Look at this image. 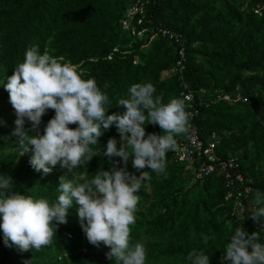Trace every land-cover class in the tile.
Here are the masks:
<instances>
[{
    "label": "trees",
    "instance_id": "1",
    "mask_svg": "<svg viewBox=\"0 0 264 264\" xmlns=\"http://www.w3.org/2000/svg\"><path fill=\"white\" fill-rule=\"evenodd\" d=\"M96 1L0 0V78L5 75L11 76L14 73V68L19 62H23L25 52L30 46H38L41 54L47 50L48 53L51 52L52 57H57L61 56L60 53H67L69 50H73L77 43L80 44L85 41L91 42L94 48L95 38H97L101 42V45L84 54L83 58L88 60L92 57H98L97 52L99 48L104 50V54H108L116 45L127 44L133 39L136 42L135 49L127 58L121 60L117 67L111 69L109 75L94 76L96 82H103L109 79L108 87L105 88L103 86L101 88L109 97L110 103L106 105L109 109L108 114L111 115L116 112L122 114L126 111V109L118 106V100L120 98H127L131 85L141 83L143 80L153 84L156 89L154 95H162L164 103H167L174 97L182 98L180 96L182 87L179 74L173 75L168 80H161L154 71H151L152 66L159 65V59L153 61L154 59L150 60L149 57L147 58V55L156 54L157 49L152 52L150 51L152 45L147 49L143 46L147 43L152 33L143 39H139L122 29L121 21L124 18L130 0L126 1L124 5L119 4V0H115V6L112 11L102 16L93 13ZM177 1L182 2V0ZM167 3L168 0H152V3L147 8L148 20L155 26L169 28L185 36L186 61L184 62V76L193 87H202L207 89L208 92L204 97V104L200 106V113L195 118V122L200 129L201 137L206 143L210 141L212 133L216 132L219 134L220 142L216 149L218 156L227 158L233 154L239 157L240 168L236 171L242 173L244 185H240L237 182L236 189L243 191L242 199L245 203V210L241 221L240 218L236 219L232 215L234 206L236 205V198L235 195L226 198L228 188L225 178L220 171L215 172L211 176L196 180L197 165L180 160L172 150L170 152L174 161L170 164V168H173L176 159L179 160L180 166L172 172V176L168 181L170 190L176 192L171 201L173 210L169 216L156 223L152 231V237L156 240H161L166 234H170L174 230V217H180L186 212L189 213L190 219L186 223L184 231L178 234V236H186V239H188L191 232H194L196 235L201 234V232L207 231L208 228V226L204 229L201 228L202 218L206 217L211 221L214 219L212 209L216 208L215 212H217L223 208L222 213L225 212L227 214L226 219L230 216L231 219L235 220V224L241 222V226H243L248 234L260 232L258 242L264 243V220L259 222L254 221L250 218L249 211L253 207L250 204L253 201L255 192L257 190L264 192V74L262 75L254 71H251L248 75L243 73L244 69L264 66V53L257 54V49H253L249 53L237 57L233 54L232 41H228L227 38L224 39L225 45L222 47L223 50H221V47L214 45V43L217 44V41H210V45L206 48L195 46L194 42L197 38L193 37L192 33L185 32L176 25L174 17L175 9L168 10ZM248 4L254 8L263 6L264 0H249ZM167 11H170L171 15L168 16ZM83 18L91 19L89 24L83 29V33L75 35H73V32L64 33L63 29H75L74 24ZM252 19H258L260 26L264 25V13L258 15L253 12ZM63 35L65 36L62 37ZM156 35L160 38L158 39L160 41L159 49L165 41L172 42L168 49L174 51V54L164 67L174 66L179 58L178 51L180 44L161 33ZM218 44L221 45V43ZM196 54H201L208 60L222 62L226 67H232L235 71L224 78L222 77V70H214L206 68L203 64H197L193 57ZM99 56L103 57L106 55ZM140 57L141 62H138L137 59ZM207 77H211L212 80L207 81ZM237 89L246 98L245 101L231 103L226 100L217 99L219 93L225 92L234 95ZM2 99L3 97L0 95V102ZM205 103H208L209 106H206ZM54 116V110H47L46 114L42 117L40 125L41 134L48 121ZM77 126L75 124L69 125L71 128H76ZM30 127L31 123L26 122L25 128L28 129ZM145 127L146 133L163 134L159 125L145 124ZM225 129L232 131H225ZM13 130L10 119H3L0 116V136L9 135ZM113 137L120 139L115 125L104 132L99 138L97 145L91 146L96 156L89 162L85 161L79 167L82 166L85 170L91 172L101 168L110 169L118 160L120 161L118 165L122 164V158L114 157L109 161L103 154L106 151L109 138ZM2 142L0 140V144ZM2 148L3 146L0 145V149ZM250 149H253V151H250ZM239 150L242 151L239 152ZM8 160L9 158H6L2 162L0 166L2 173L0 175L5 176L4 172H6V168L9 166ZM189 168L192 169V175H190L189 179L183 180L182 174L185 171H189ZM146 170L150 169L142 171ZM150 173L152 175L155 172L150 171ZM135 174L139 175L140 173L137 172ZM9 177L12 179L13 188H16L15 191L23 195H31L34 198H46L50 204L57 202L60 193L56 188L53 187L45 191L41 189L40 183L46 177L42 171L39 173L32 170L20 171L18 175L15 174V176ZM192 179L196 180H194L195 184L204 187L205 191L198 193L192 191L189 185ZM212 183H216L215 187L217 188L212 190L210 187L213 186ZM245 185L251 186L252 190L246 193ZM67 221L66 224L53 221V225L56 227V234L53 237L52 243L38 251L33 249V255L28 256L29 262L36 264L35 261L39 254L52 253L56 256H61L64 264H115L114 259L110 260L106 257V253L110 251L109 248L103 244L97 248L88 242L80 226L77 212L73 211V207L68 210ZM238 224L236 227H238ZM224 226L223 232H225V235L233 233V231L229 230L230 227L227 223ZM140 227L141 224L137 220H135L134 227L130 225V243L134 244L139 239L141 234ZM144 246L146 249V264L163 256H180L187 259L188 253L193 249L182 250L180 248L167 247L160 242L144 244ZM225 246L221 245L217 248L199 246L195 247V249L205 251V254L210 257V264H221L222 258L225 255ZM249 250L251 251V249ZM0 264H17V262L14 257H11L6 252L0 256Z\"/></svg>",
    "mask_w": 264,
    "mask_h": 264
},
{
    "label": "clouds",
    "instance_id": "2",
    "mask_svg": "<svg viewBox=\"0 0 264 264\" xmlns=\"http://www.w3.org/2000/svg\"><path fill=\"white\" fill-rule=\"evenodd\" d=\"M3 85L17 117L12 135L18 137L21 156L32 154L29 163L37 172L47 175L59 164L72 173L96 156L91 146L97 145L113 125L120 140L109 138L103 154L109 161L122 158L124 165L118 168V160L110 170L101 168L93 179L81 184L60 177V194L54 204L13 191L11 177L0 175V231L5 246L27 252L50 245L56 234L53 221L66 224L68 210L75 202L80 226L90 244L109 248L106 257L115 264H146L144 244L130 243L137 193L151 178L150 171L166 173L167 152L177 148V136L188 132L190 113L185 99L174 97L164 103L162 95H154L152 83H134L127 98L118 100V106L126 111L109 115V97L94 78H82L74 65L52 57L47 50L41 54L36 45L26 50L23 62ZM49 109L55 116L41 134L42 117ZM26 122L31 123L28 129ZM73 124L78 126L69 127ZM145 124L159 125L163 134H146ZM130 158L139 175L127 170ZM252 204L250 218L264 220V192L257 190ZM202 236L207 244L209 237ZM259 239L260 232L248 234L243 226L235 227L221 264H264V243ZM187 261L210 264V257L193 248Z\"/></svg>",
    "mask_w": 264,
    "mask_h": 264
},
{
    "label": "rangeland",
    "instance_id": "3",
    "mask_svg": "<svg viewBox=\"0 0 264 264\" xmlns=\"http://www.w3.org/2000/svg\"><path fill=\"white\" fill-rule=\"evenodd\" d=\"M126 1L128 0H119V4L124 5ZM248 3L249 0H182V2H178L177 0H168L167 9L170 10L174 8L176 25L179 28L183 29L185 32L192 33L193 37L197 38V40L194 42L195 46L206 48L210 45V41H217V44L214 43V45L222 48L225 45L224 39L227 38L228 41H232V47L234 49L233 54L239 57L240 55L249 53L253 49H257V54L264 53V25L260 26V22L258 21V19H252V13H257L255 9L259 6L254 8ZM114 6L115 0H97L94 4L93 13L95 15L98 14V16H102L107 12H111ZM166 13L168 16L171 15L170 11H167ZM262 13H264V11ZM262 13L257 14L261 15ZM90 20L91 19L83 18L82 20H79L78 23L74 24L75 29L71 30L66 28L67 30L63 29V31H65L64 33L73 32V35L81 34L84 31L83 29L89 24ZM64 36L65 35H63L62 37ZM158 37L159 36L157 35L150 37L143 47H146L145 49H147L152 45L150 47V51L152 52L157 49L156 54L147 55V58L149 57L150 60L154 59L153 61H155L159 59V65L152 66L151 71H154L157 74V77H160L161 80H168L176 74V72L174 71V66L170 65L168 68L164 67V65L172 58L174 54V51H170L168 49L172 42L165 41L163 46L159 49L158 46L160 45V41H158V39L160 38ZM61 41L63 40L61 39ZM218 43H221V45H219ZM99 45H101V42H99L97 38H95L94 48L98 47ZM135 45L136 42L131 39L127 44L116 45L108 54H104V50L99 48L97 52L98 57H92L86 60L83 58L84 54L88 53L94 48L93 45H91V42L85 41L84 43H77L73 50L71 49L67 53H60L61 56H57L54 58H62L63 62H68L74 65L75 68L82 74V78L89 79L95 78V75H109L111 69L117 67L121 60L127 58L130 53L134 51ZM221 50H223V48ZM81 51H83V53H81ZM49 54L51 55V52ZM99 55L106 56L101 57ZM193 57L195 58L196 63L199 65L203 64L206 68L222 70V77L224 78L230 74H233L235 71L232 67H226L222 62L208 60L201 54H196ZM137 61L141 62V57L137 59ZM251 71L258 72L259 74L263 75L264 66L244 69L243 73L248 75L249 73H251ZM7 77L8 76L5 75L0 78V95L1 97H3L0 102V116L3 119H10L13 129H15V120L17 119V117L14 108L9 102V93L5 90V87L3 85L4 83H6ZM211 80V77H207V81ZM146 82V80H143L141 83ZM108 83L109 79H106L103 82H97V85L98 87L103 88V86ZM227 130L225 129V131ZM228 131L231 132L232 130ZM114 138H116L117 141L120 140L117 137ZM0 140L3 141L0 144L3 146V148L0 149V166L6 158H9V166L6 168V172H4L5 176H15V174L18 175V172L20 171H36L31 167L29 163L32 154L29 152L24 154L23 156L20 155L18 137L12 135L11 133L9 135L0 136ZM117 147H120L119 143L117 144ZM241 151L242 150H239V152ZM250 151H253V149H250ZM173 161L174 160L171 152H167L166 173L161 175H158L157 173L151 175L150 173L151 178L144 181L142 188L137 193V195L139 196V201L135 212V220L139 221L141 224V234L136 242H141L143 244H155L160 242L167 247H175L182 250L189 248L192 249L199 246L217 248L221 245H226V243L230 242V235L232 233L229 235H225V232H223V230L225 229V223H227L230 227L229 230L234 232V229L238 223V227L241 226V222L235 224V220L231 219L230 216L226 219L227 214L225 212L222 213L223 208H221L217 212H215L216 208L212 209V216L214 219L211 221L206 217L202 218L201 228L204 229L206 226H208V228L207 231H203L201 232V234L196 235L194 234V232H191L188 239H186V236H178V234H181L182 231H184L185 225L190 219L189 213L186 212L180 217H174V230L170 234H166V236L161 240H156L152 237V231L156 223L159 220L162 221L163 219H165V217L169 216L173 210L171 201L172 198L176 195V192L170 190L168 181L172 176V172L180 167L179 160L176 159L173 168H170V164ZM82 164H84V162ZM117 167L122 168L124 167V165L122 163L120 165H117ZM99 170L100 169L90 172L85 170L81 166L77 167L73 170L72 173H70L67 169L61 168V166L57 164L53 168L52 172L47 174L46 177L43 178L40 186L44 191L53 187L57 189L60 183V177L62 176H66V179L72 180L75 184L85 183V181H90L91 179H93V175ZM127 170L132 173H137L136 169L132 167V160L128 162ZM191 172V168H189V171L183 172L182 179H189L190 175H192ZM0 173H2L1 167ZM194 180L195 179H192L189 182L192 191L196 193L205 191V188L199 184H195L196 180ZM212 184L213 186H210L212 190L217 188L215 187L217 185L216 183ZM12 190L15 191L16 188L14 187ZM250 205L253 206L252 202ZM72 207L73 211L77 212V206L75 205V202L73 203ZM221 213L222 215H220ZM232 215L236 219L240 218V221L244 217L243 211H239L236 205L234 206ZM132 225L134 227L135 223ZM202 234L209 237V241L207 244H204ZM32 251L33 250L21 252L15 246L11 248L5 246L3 242V233L2 231H0V256L3 253L8 252L11 257L15 258L17 264H25V261H29L28 256L33 255ZM35 262L36 264H64L61 256H56L52 253L42 255L39 254ZM30 264L34 263L30 262ZM147 264H189V262L187 261V259L180 256H163L154 261H150Z\"/></svg>",
    "mask_w": 264,
    "mask_h": 264
},
{
    "label": "built area",
    "instance_id": "4",
    "mask_svg": "<svg viewBox=\"0 0 264 264\" xmlns=\"http://www.w3.org/2000/svg\"><path fill=\"white\" fill-rule=\"evenodd\" d=\"M152 3V0H130V4L125 12L124 18L121 21V27L125 32H128L133 37L143 39L148 34L152 33L151 37L155 34L161 33L168 36L172 41L180 44L179 58L174 65V71L180 75L181 91L180 96L185 99L187 111L190 113L189 130L186 134L178 136L177 148L173 153L178 156L180 160L197 165V173L195 179L205 178L213 175L215 172L220 171L226 181L228 188L227 198L235 195L236 207L239 211L245 210V203L242 196L243 191L236 189L237 182L244 185L242 173L236 171L240 168V160L236 155H230L227 158L218 156L216 149L220 142L219 134L214 132L211 134L209 142H205L200 135L195 118L200 113V106L204 104V97L207 95V89L195 88L184 76V62L186 61V47L184 45L185 36L175 30L169 28L155 26L148 20L147 8ZM257 13L264 11V5L259 6L255 10ZM149 24V25H148ZM218 100H226L231 103L245 101L246 98L237 89L234 95L229 93H219ZM209 106L208 103H205ZM251 186L245 185V192H250Z\"/></svg>",
    "mask_w": 264,
    "mask_h": 264
}]
</instances>
